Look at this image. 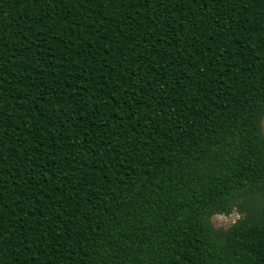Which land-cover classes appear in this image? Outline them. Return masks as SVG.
I'll list each match as a JSON object with an SVG mask.
<instances>
[{"label":"trees","instance_id":"16d2710c","mask_svg":"<svg viewBox=\"0 0 264 264\" xmlns=\"http://www.w3.org/2000/svg\"><path fill=\"white\" fill-rule=\"evenodd\" d=\"M263 117L264 0H0V264H264Z\"/></svg>","mask_w":264,"mask_h":264},{"label":"rangeland","instance_id":"374dc122","mask_svg":"<svg viewBox=\"0 0 264 264\" xmlns=\"http://www.w3.org/2000/svg\"><path fill=\"white\" fill-rule=\"evenodd\" d=\"M261 126L264 135V117L262 119ZM247 213L248 211L246 209L238 206L230 214H214L211 217V223L216 229H226L240 217L246 216Z\"/></svg>","mask_w":264,"mask_h":264}]
</instances>
